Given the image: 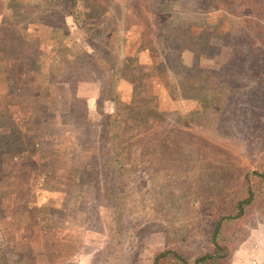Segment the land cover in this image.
Masks as SVG:
<instances>
[{
    "label": "rangeland",
    "instance_id": "obj_1",
    "mask_svg": "<svg viewBox=\"0 0 264 264\" xmlns=\"http://www.w3.org/2000/svg\"><path fill=\"white\" fill-rule=\"evenodd\" d=\"M67 4L0 0V264H129L136 252L138 264H151L168 248L189 260L211 252L207 208L264 157V118L240 100L264 106L255 77L213 39L203 58V33L225 15L222 31L235 35L237 20L218 0H76L62 18ZM93 51L119 60L118 216L130 223L122 243L86 150L116 107L99 98L107 79L85 55ZM77 59L71 70L82 82L59 79ZM71 86L86 127L76 125L80 111L68 115ZM258 216L230 227L228 264H264Z\"/></svg>",
    "mask_w": 264,
    "mask_h": 264
},
{
    "label": "trees",
    "instance_id": "obj_2",
    "mask_svg": "<svg viewBox=\"0 0 264 264\" xmlns=\"http://www.w3.org/2000/svg\"><path fill=\"white\" fill-rule=\"evenodd\" d=\"M210 1V0H209ZM214 0H211V2ZM222 4L225 12L230 17H233L238 22L239 30L236 32H230L225 34L222 31V20L224 17L218 19V23L215 25L217 29L215 32L208 34L203 33V58L206 56L210 49L211 39L220 48L229 46L231 48V55L237 58L243 72L252 74L254 78V88L257 89V93L264 96V0H218ZM76 0H68V4L62 10L61 17L72 16ZM70 7L69 10H64ZM39 11V10H38ZM228 11V12H227ZM39 15V14H38ZM44 17H49L48 11L44 14ZM61 22L60 26H62ZM225 34V35H224ZM215 35V36H214ZM231 37L235 41V45L226 44V38ZM246 43H252V46L247 47ZM89 57V60L97 65L100 69V74L107 79V90L103 91L99 98L103 101H111L115 103L116 107L113 114H102L100 123L97 124L96 133L99 137V141L95 144H91L86 150L98 159L99 166L101 168V174L96 187H100L103 191L102 203L107 207L106 202L113 200V216L114 229L116 231L118 242H126L130 236L129 234V222L120 219L118 216V203L120 202V196L117 190L122 189L125 185L124 175L120 171L118 164V156L114 146L116 134L114 133L115 126L113 124L119 119L118 107L122 104L118 100V92L116 91L117 72H118V59H112L111 54H103L100 51H93L91 54H85ZM201 57V56H199ZM78 59L69 63L64 68V73L59 75L62 78L70 76L71 80L68 83L75 85L82 82L80 74L76 75L74 69L78 67ZM70 71V72H69ZM208 71V70H206ZM209 74V72L207 73ZM79 76V77H77ZM78 78L79 80H76ZM58 79V81H59ZM57 81V82H58ZM70 88V87H69ZM69 110L68 115L71 117L78 110L77 126H87L85 108L81 105V102L76 97L75 88L72 90V86L69 90ZM242 105L246 106L248 103H253L255 106V115L260 119L264 118V106H261L257 110L258 98H245L240 95ZM75 111V112H74ZM76 125L73 124L75 131H79ZM116 130V129H115ZM253 167L248 168L241 175L237 185L232 190L229 199L221 202L218 207L212 209L207 208V212L212 218V231L210 234L211 244L213 249L209 253H205L196 256L193 260H189L185 255L177 250L168 248L162 252L157 253L151 264H228L231 253V238L230 227L239 228L244 223L248 222L250 218L260 214L258 218L264 217V157L259 159V162H252ZM102 206V208H105ZM106 209V208H105ZM258 213V214H257ZM262 215V216H261ZM135 246V244H134ZM133 249V248H132ZM133 254L137 249H133ZM3 253V249L0 248V255ZM138 252L131 258L129 264H138Z\"/></svg>",
    "mask_w": 264,
    "mask_h": 264
}]
</instances>
